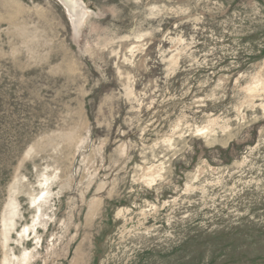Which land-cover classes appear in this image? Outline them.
I'll return each mask as SVG.
<instances>
[{"label":"rangeland","instance_id":"rangeland-1","mask_svg":"<svg viewBox=\"0 0 264 264\" xmlns=\"http://www.w3.org/2000/svg\"><path fill=\"white\" fill-rule=\"evenodd\" d=\"M0 0V264H264V0Z\"/></svg>","mask_w":264,"mask_h":264},{"label":"bare ground","instance_id":"bare-ground-1","mask_svg":"<svg viewBox=\"0 0 264 264\" xmlns=\"http://www.w3.org/2000/svg\"><path fill=\"white\" fill-rule=\"evenodd\" d=\"M63 4L66 6L68 10V14L72 19L74 24L79 22V19L82 17L84 13V9L80 4L79 0H62Z\"/></svg>","mask_w":264,"mask_h":264},{"label":"water","instance_id":"water-1","mask_svg":"<svg viewBox=\"0 0 264 264\" xmlns=\"http://www.w3.org/2000/svg\"><path fill=\"white\" fill-rule=\"evenodd\" d=\"M62 1V0H61ZM62 3H63V1H62ZM66 7V6H65ZM67 9V8H66ZM68 11V10H67Z\"/></svg>","mask_w":264,"mask_h":264}]
</instances>
